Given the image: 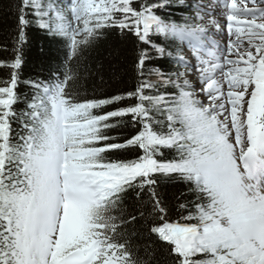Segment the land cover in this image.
Here are the masks:
<instances>
[{
    "label": "snow or ice",
    "instance_id": "obj_1",
    "mask_svg": "<svg viewBox=\"0 0 264 264\" xmlns=\"http://www.w3.org/2000/svg\"><path fill=\"white\" fill-rule=\"evenodd\" d=\"M14 7L11 55L0 59V264H144L128 225L147 216L169 264H264V0H223V24L186 0ZM174 7L191 14L177 23ZM33 27L67 48L57 74L23 78ZM106 30L131 41L134 83L101 98L76 69ZM117 127L131 133L108 134ZM165 181L187 186L171 221ZM130 192L151 211H128Z\"/></svg>",
    "mask_w": 264,
    "mask_h": 264
},
{
    "label": "trees",
    "instance_id": "obj_2",
    "mask_svg": "<svg viewBox=\"0 0 264 264\" xmlns=\"http://www.w3.org/2000/svg\"><path fill=\"white\" fill-rule=\"evenodd\" d=\"M178 3V0H176ZM17 0H0V59H8L11 55V44L16 34V9L14 5ZM186 3H192L186 0ZM171 19L177 23H183L182 16L191 13L180 7L168 8ZM162 15L166 13L161 12ZM158 39V38H157ZM174 47L184 49V42L176 39ZM8 50L5 51L4 49ZM67 48L63 44H57L44 31L38 28L28 30V42L24 46L25 65L22 76L28 78H44L49 75L50 70L56 73L57 66L61 65ZM135 55L130 40H126L119 30H106L99 37L96 43L83 54L76 71L82 77L80 83L89 93L101 98L108 92H114L117 88L131 87L134 83L129 70L132 67L131 58ZM73 64L75 61L73 60ZM72 65L70 64L69 67ZM169 67H173L169 65ZM63 69H61L62 71ZM183 71V68L180 69ZM8 70L0 68V77H6ZM23 92L29 89L23 84L20 86ZM111 110V109H109ZM131 133L128 127H117L109 130V135L127 136ZM158 192L162 200L171 208L169 220L177 219L176 205L184 199L182 194L187 193V186L180 181H165L158 185ZM142 200L147 201L146 194ZM125 207L128 211L137 214V209L145 213L151 211V204L148 203L143 209L140 208V201L136 199L134 192H130L125 199ZM151 216L140 218L138 222L128 225L130 242L132 243L135 255L144 264H169L168 254L170 245L158 238L157 234L150 231Z\"/></svg>",
    "mask_w": 264,
    "mask_h": 264
},
{
    "label": "rangeland",
    "instance_id": "obj_3",
    "mask_svg": "<svg viewBox=\"0 0 264 264\" xmlns=\"http://www.w3.org/2000/svg\"><path fill=\"white\" fill-rule=\"evenodd\" d=\"M199 1L203 5L209 6L208 9H205V11L212 10L217 13L215 17L206 16L205 17L206 19L210 20L212 18H216V19H219L221 23L223 24V13H224V9L222 7L223 0H199ZM212 38L216 39L219 42L221 48H223L227 42L226 35L216 34V35H213ZM195 55L196 53L193 51V49L186 50L185 52V57L190 60H194ZM198 77H199V74L194 73L189 78L192 80L193 83H196V81L198 80ZM197 91H199L198 88H197ZM199 98L203 99V97H199Z\"/></svg>",
    "mask_w": 264,
    "mask_h": 264
}]
</instances>
